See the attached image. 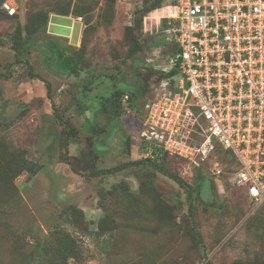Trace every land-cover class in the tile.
<instances>
[{"label": "rangeland", "instance_id": "obj_1", "mask_svg": "<svg viewBox=\"0 0 264 264\" xmlns=\"http://www.w3.org/2000/svg\"><path fill=\"white\" fill-rule=\"evenodd\" d=\"M138 5L139 0H21L16 19L0 12V264H55L58 259L43 248L66 235L76 250L69 264H264V202L255 208L232 186L230 162L216 144L212 163L184 177L180 161L158 162L191 187L190 202L183 188L148 163L85 178L141 160V116L116 110L114 98L104 102L132 86L147 94L170 53L167 37L140 31ZM62 9L82 24L77 45L47 32L49 16ZM45 14L37 44L23 50L26 31ZM128 28L140 45L132 57ZM50 40L64 55L54 64ZM65 60L79 63L80 80L57 74L66 72ZM27 65L50 83L49 96L45 83L29 78ZM65 140L70 166L64 162ZM11 154L38 167L30 181L26 172L11 178L2 169ZM216 163L223 173L212 176Z\"/></svg>", "mask_w": 264, "mask_h": 264}, {"label": "built area", "instance_id": "obj_2", "mask_svg": "<svg viewBox=\"0 0 264 264\" xmlns=\"http://www.w3.org/2000/svg\"><path fill=\"white\" fill-rule=\"evenodd\" d=\"M20 3L1 0L0 11L18 15ZM153 30L168 38L170 53L158 67L166 76L144 105L140 158L159 148L185 176L212 163L214 148L228 151L230 183L262 205L264 0H165L143 19V33ZM210 173L221 175L222 165Z\"/></svg>", "mask_w": 264, "mask_h": 264}, {"label": "trees", "instance_id": "obj_3", "mask_svg": "<svg viewBox=\"0 0 264 264\" xmlns=\"http://www.w3.org/2000/svg\"><path fill=\"white\" fill-rule=\"evenodd\" d=\"M164 1L165 0H139L138 11L140 13V18L138 19V24H139L140 31H142V19H143V17L146 14H148L149 12L154 11L155 9L160 7V5ZM0 2H1V0H0ZM0 12H2V11H0ZM57 14L67 16L70 13H69L68 9H62V10L57 11ZM73 14L75 16H80V12L78 10H74ZM4 16H6L9 19H16L17 18V15L9 17V16L4 14ZM47 21H48V15L45 14L37 20V22L33 25V27H31L32 29H29L26 31L24 40L22 41V44H21V48L23 50L32 48L33 46H35L37 44L35 36H37L40 32H42L43 30L46 29ZM130 31H131V29L128 28V33H129L131 39L133 40V45L129 49L127 55L132 57L140 49V45L134 39V37L132 36ZM17 37L20 38V34H18ZM11 40L14 41V43H16L15 38H12ZM47 49L49 51V54L51 55V58H50L51 63L54 64L58 60L63 59V57H64L63 51L58 48L57 44L53 40H50V42L47 44ZM65 62H67L66 66H65L66 72L55 70L57 72V74L64 76V77H67V78L72 76L74 79L80 80L81 74L79 73V69H78L79 63L76 60H72V61L65 60ZM27 68H28L29 78L39 79L40 81L45 83L46 95L49 96L50 91H51L50 83L42 80L40 78V76H38L37 74H34L31 66L27 65ZM165 76L166 75L164 73L160 72L158 81L154 84L152 89L147 94H145L146 92H141V93L139 92L138 93L135 86H132V87L128 88V91H126V92L122 89H118L115 92H112L111 95L109 96V98L104 97V100H105L104 102H110L111 99L114 98V101H115L114 107L116 108V110H119L121 108L124 112H128L131 115L135 114V112H136L137 114H139L142 117L144 114L145 103L152 97L153 91L158 87V84L160 83V81ZM88 83H89V81H86V79L82 80L83 88H87ZM124 95L128 96V100L126 103H122V98ZM58 119L60 121H62L60 118H58ZM62 122L64 125H66L67 133H71V132L74 133V131H72V129L68 127V124L65 121H62ZM63 145H64V154H65L64 162L68 166H70L71 162H70V157H69L68 151H67L66 140L64 141ZM142 149H143V147L141 145V151L140 152H142ZM218 152L220 154L222 153L221 155H223V157L228 158L227 160L230 162V165H231L230 170L232 173L234 171V169L232 168L233 163H234V159H233L231 153L228 151L223 152L220 149H218ZM167 158L175 160V158L169 157L167 154L163 153L161 151V149L155 148L154 151L152 152V157H149L146 159H141L138 161L126 162V163L118 165L116 167L94 170L89 175L85 176V178L89 179V178L103 176V175H110V174H114L120 170H123L124 168H127V167L137 166V165H140L142 163H148L150 166L155 168L158 172H160L161 174L170 178L177 185H179L181 188H183L186 191L185 196H186L188 202H190V199H191L190 194L192 192L191 187L189 185H187L185 182H183L179 177L172 175V174L166 172L165 170H163L160 167V165L158 164V162H162V160L167 159ZM4 161L6 162V166H3L2 169H6L7 171H9V174H10L9 176L11 178H15L19 174H21L22 172H26L28 174L27 181H30L32 179V177L34 175H36V173L38 172V167L35 166L33 163L27 161L22 155L11 154V155H9V157L4 159ZM7 171H5V172H7ZM74 172L77 173L76 171H74ZM188 211L190 214H192V207H191L190 203L188 206ZM192 234L198 241L201 240V236L195 228H192ZM75 251L76 250H75L74 242L67 235L63 239H61V241L58 244H56L55 246H45L43 248V252L51 255L53 258L58 259L59 262L57 261L58 263L56 262L55 264H69L68 258L75 257ZM234 264H242V263H234Z\"/></svg>", "mask_w": 264, "mask_h": 264}, {"label": "water", "instance_id": "obj_4", "mask_svg": "<svg viewBox=\"0 0 264 264\" xmlns=\"http://www.w3.org/2000/svg\"><path fill=\"white\" fill-rule=\"evenodd\" d=\"M73 20L74 19L72 17H68V16L55 15V14L50 15L49 16V23H48V26H47V32H48V34H52V35L58 34V35H61V34H64L65 33L67 35L68 34V31L65 30V28L68 27V26H71ZM78 23L81 26V23L80 22H78Z\"/></svg>", "mask_w": 264, "mask_h": 264}, {"label": "bare ground", "instance_id": "obj_5", "mask_svg": "<svg viewBox=\"0 0 264 264\" xmlns=\"http://www.w3.org/2000/svg\"><path fill=\"white\" fill-rule=\"evenodd\" d=\"M65 30L68 31L67 35L65 33H64L65 35L64 34L61 35L54 34V35L66 37V39H68L71 44L77 45L79 43V39L81 35L80 24L77 21L73 20L71 26L66 27Z\"/></svg>", "mask_w": 264, "mask_h": 264}, {"label": "snow or ice", "instance_id": "obj_6", "mask_svg": "<svg viewBox=\"0 0 264 264\" xmlns=\"http://www.w3.org/2000/svg\"><path fill=\"white\" fill-rule=\"evenodd\" d=\"M253 191H255V190H253Z\"/></svg>", "mask_w": 264, "mask_h": 264}]
</instances>
